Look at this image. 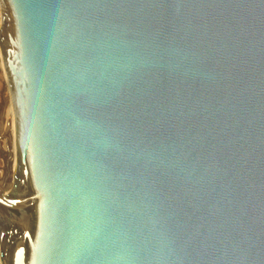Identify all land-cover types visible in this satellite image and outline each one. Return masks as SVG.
I'll use <instances>...</instances> for the list:
<instances>
[{"label": "water", "instance_id": "water-1", "mask_svg": "<svg viewBox=\"0 0 264 264\" xmlns=\"http://www.w3.org/2000/svg\"><path fill=\"white\" fill-rule=\"evenodd\" d=\"M0 58L2 264H264V0H0Z\"/></svg>", "mask_w": 264, "mask_h": 264}, {"label": "rangeland", "instance_id": "rangeland-1", "mask_svg": "<svg viewBox=\"0 0 264 264\" xmlns=\"http://www.w3.org/2000/svg\"><path fill=\"white\" fill-rule=\"evenodd\" d=\"M3 78V79H2ZM2 78H0V80L2 79V84L4 88V93H6V95H4L6 98V102L9 101L8 99V93L6 90V82H5V77L2 75ZM6 104V103H5ZM9 102L7 103V106L5 107V113H4V126L2 128V130L0 131V180L4 179L5 174H6V156L8 155V140L6 138V130H7V125H8V121H9V113H8V109H9ZM6 123V124H5ZM11 149V148H10ZM0 254H1V248H0ZM0 264H2V260H1V256H0Z\"/></svg>", "mask_w": 264, "mask_h": 264}, {"label": "bare ground", "instance_id": "bare-ground-1", "mask_svg": "<svg viewBox=\"0 0 264 264\" xmlns=\"http://www.w3.org/2000/svg\"><path fill=\"white\" fill-rule=\"evenodd\" d=\"M2 75L4 76V72H3V64H2V61H1V58H0V78H2ZM2 79L0 80V120H3L5 103H6V99H5L6 97L4 96V95H6V93H4V91H3L4 88H2L3 87ZM11 110H12L11 107H9V109H8L9 117H10V114H11ZM13 168L15 169V163L13 164ZM1 181L2 180H0V187H1Z\"/></svg>", "mask_w": 264, "mask_h": 264}]
</instances>
